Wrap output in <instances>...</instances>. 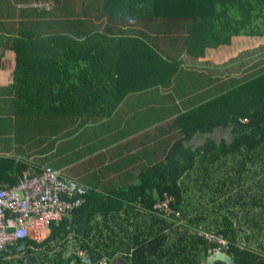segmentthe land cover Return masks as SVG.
<instances>
[{
	"label": "trees",
	"instance_id": "obj_1",
	"mask_svg": "<svg viewBox=\"0 0 264 264\" xmlns=\"http://www.w3.org/2000/svg\"><path fill=\"white\" fill-rule=\"evenodd\" d=\"M37 1L51 3L52 8H38L34 5ZM30 4L28 10L20 11L14 46L3 53L0 48V57L12 69L17 88L25 92L20 93L26 102V109L22 107L20 112L22 118L54 115L61 109L79 114L72 96L65 94V88H69L65 79L74 73L104 76L96 83L120 88L122 94L140 85L136 76L148 80L142 87L168 86L176 64L171 58L181 39L184 51L195 57L205 55L208 47L230 44L235 35L264 36V0H36ZM165 47L172 49L167 51ZM113 73L118 75L106 79ZM46 75L48 79H44ZM89 82L84 81V88L90 86ZM242 120L247 121L243 132L230 144L220 146L208 139L195 155L185 143L194 131L209 132L218 125L239 124ZM257 127L260 136L255 137L252 129ZM181 128L186 135L171 145L163 159L141 172L138 182L128 188L131 193H116L117 197L97 193L61 170L43 165L59 171L62 179H74L86 190L76 191L72 198L80 199V203L53 222L42 240L28 237L1 249L0 264H80L75 254L67 255L70 235L88 249L91 257H107L114 262L107 246L95 247L82 236L92 231L99 217L103 223L116 220L119 226L129 227L135 224L139 212L151 216L150 231L158 225L163 231L161 223L174 218L171 226L178 229V237L169 248L174 249L176 258L180 256V264H200L199 251L209 256L212 244L198 234L199 230L225 237L229 243L226 252L234 259L233 264H264V207H250L254 203L264 205V179L260 178L255 191L243 190L231 171L244 174L251 169L249 164L256 162L247 155L252 153L259 154L264 163V71L183 114ZM222 150L238 152L240 159L228 166L227 162L216 165ZM28 167L41 166L1 156L0 188L16 184ZM165 195L172 198L174 208L168 216L153 210ZM237 205L239 208H235ZM183 218L195 225L193 233L176 224ZM116 227L112 226L111 233ZM167 236L149 232L139 243H135V237L123 242L125 252L134 245L127 254L130 264L148 263L145 257L149 254L144 250L163 245ZM188 247L194 250L192 257L184 255Z\"/></svg>",
	"mask_w": 264,
	"mask_h": 264
},
{
	"label": "crops",
	"instance_id": "obj_2",
	"mask_svg": "<svg viewBox=\"0 0 264 264\" xmlns=\"http://www.w3.org/2000/svg\"><path fill=\"white\" fill-rule=\"evenodd\" d=\"M35 1L0 0V19L3 22L0 29L1 52L14 46L20 11L28 10L27 6ZM9 4L12 5L11 16L6 11ZM262 46L263 49H260ZM165 49L168 51L172 48ZM175 49L171 58V62L176 63L171 85L142 87L148 80L136 76L141 81L140 85L122 94L120 88L107 83V87H100L99 82L96 83L104 76L74 73V76L65 79L69 84L65 94L72 96L70 98L79 114L61 109L58 114L36 115L33 118H22L20 112L22 107L26 109V102L20 93L25 92L17 88L14 73L1 56L0 157L10 156L25 160L28 164L54 167L104 196L117 197L116 193H131L128 188L138 182L141 172L163 159L171 145L186 135L181 128L183 114L264 71V36L235 35L230 44L208 47L205 55L195 57H190L184 51L182 39ZM117 75L109 74L106 79ZM62 76L65 77L64 73ZM44 79H48L47 75ZM86 79L90 80V86L84 88ZM205 88H213L214 91L205 95ZM45 95L44 92L43 96H39L45 98ZM244 122L247 121L218 125L209 132L194 131L185 143L190 145L195 155L208 139L220 146L230 144L243 132ZM259 130V127L252 129L255 137L260 136ZM253 154L247 155L256 162L249 164L251 169L245 170L244 174L231 170L243 190L250 188L255 191L260 178L264 179V169L259 168V165L264 168L262 158L259 154ZM239 159L238 152L225 153L222 150L215 164L227 162L225 166H228ZM219 172L223 173L221 170ZM126 203L123 201L124 205ZM124 207L121 208L123 211ZM250 207L255 209L264 205L254 203ZM187 219L176 220V224L188 227L193 233L197 228L191 226ZM98 220V223L92 224V231L82 238L94 242L95 247L107 246L108 252L115 257L114 264H130L127 254L134 245L129 252H125L123 242L135 237V243H139L149 232L167 234L168 238L163 245H156L150 251L144 250L149 254L145 257L149 260L146 264H180V256L176 258L174 249L169 248L178 237V229L171 226L174 218L161 223L163 231H160L158 224L150 231L152 218L144 212H139L135 224L129 227L125 224L119 226L116 220L108 223H103L100 217ZM112 226H117L113 233ZM193 253L194 250L188 247V253L184 252V255L192 257ZM209 256L199 251L200 264H211Z\"/></svg>",
	"mask_w": 264,
	"mask_h": 264
},
{
	"label": "built area",
	"instance_id": "obj_3",
	"mask_svg": "<svg viewBox=\"0 0 264 264\" xmlns=\"http://www.w3.org/2000/svg\"><path fill=\"white\" fill-rule=\"evenodd\" d=\"M34 5L38 8H52L51 3L42 1H37ZM77 184L74 179H62L59 171L41 166L38 169L28 167L16 184L0 189V250L8 249V245H14L28 237L40 241L44 230L68 215L80 203V199L72 196L76 191L85 192L86 188ZM171 201L172 198L166 196L155 203L153 210L168 216L174 212ZM175 215L179 216V212L175 211ZM198 234L204 235L212 244L210 253L227 251L229 248L227 239L222 235L202 230ZM69 238L67 255L75 254L80 264H114L107 257H91L86 249L74 242L71 235Z\"/></svg>",
	"mask_w": 264,
	"mask_h": 264
},
{
	"label": "water",
	"instance_id": "obj_4",
	"mask_svg": "<svg viewBox=\"0 0 264 264\" xmlns=\"http://www.w3.org/2000/svg\"><path fill=\"white\" fill-rule=\"evenodd\" d=\"M209 261L211 264H214L216 261H224L228 264H233L234 259L228 254L223 251L213 253L212 255L209 256Z\"/></svg>",
	"mask_w": 264,
	"mask_h": 264
},
{
	"label": "rangeland",
	"instance_id": "obj_5",
	"mask_svg": "<svg viewBox=\"0 0 264 264\" xmlns=\"http://www.w3.org/2000/svg\"><path fill=\"white\" fill-rule=\"evenodd\" d=\"M11 8H12V5L11 4H9V5H7V7H6V11H7V13H8V15H10L11 16ZM7 19V18H6ZM105 22V21H104ZM2 20L0 19V29H1V27H2ZM106 23V22H105ZM104 23V24H105ZM167 35H168V33H167ZM212 91H214V89L213 88H205V95H209ZM206 101V100H205ZM204 101V102H205ZM48 234V231L47 232H45V230L43 231V235H42V239L46 236Z\"/></svg>",
	"mask_w": 264,
	"mask_h": 264
},
{
	"label": "bare ground",
	"instance_id": "obj_6",
	"mask_svg": "<svg viewBox=\"0 0 264 264\" xmlns=\"http://www.w3.org/2000/svg\"><path fill=\"white\" fill-rule=\"evenodd\" d=\"M7 21H8V20H7ZM7 21H6V22H7ZM17 27H18V26H17ZM11 37H12V36H11ZM2 53H3V52H2ZM10 57H11V54H10ZM13 120H14V119H13ZM14 143H15V142H14ZM39 161H40V160H39ZM30 163H31V162H30ZM41 164H42V162H41ZM38 166H39V165H38ZM78 181H79V180H78ZM82 184H83V183H82ZM0 189H1V188H0ZM86 192H87V191H86ZM167 194H168V193H167ZM168 195H169V194H168ZM165 196H166V195H165ZM172 197H173V196H172ZM175 199H176V198H175ZM171 202H172V201H171ZM173 203H174V202H173ZM23 240H24V239H23ZM16 244H17V243H16ZM85 248H86V247H85ZM85 248H84V249H85ZM67 249H68V248H67ZM87 251H88V249H87Z\"/></svg>",
	"mask_w": 264,
	"mask_h": 264
},
{
	"label": "clouds",
	"instance_id": "obj_7",
	"mask_svg": "<svg viewBox=\"0 0 264 264\" xmlns=\"http://www.w3.org/2000/svg\"><path fill=\"white\" fill-rule=\"evenodd\" d=\"M42 240V239H41ZM223 252H225V253H227L226 251H223ZM210 253V252H209ZM210 254H213V253H210ZM114 263V262H113Z\"/></svg>",
	"mask_w": 264,
	"mask_h": 264
}]
</instances>
